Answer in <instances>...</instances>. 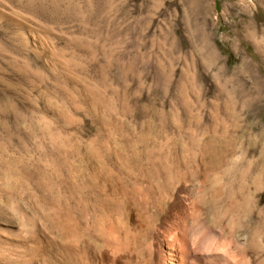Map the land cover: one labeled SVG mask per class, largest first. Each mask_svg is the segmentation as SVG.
I'll return each instance as SVG.
<instances>
[{
    "label": "rangeland",
    "instance_id": "rangeland-1",
    "mask_svg": "<svg viewBox=\"0 0 264 264\" xmlns=\"http://www.w3.org/2000/svg\"><path fill=\"white\" fill-rule=\"evenodd\" d=\"M0 264H264V0H0Z\"/></svg>",
    "mask_w": 264,
    "mask_h": 264
},
{
    "label": "bare ground",
    "instance_id": "bare-ground-1",
    "mask_svg": "<svg viewBox=\"0 0 264 264\" xmlns=\"http://www.w3.org/2000/svg\"><path fill=\"white\" fill-rule=\"evenodd\" d=\"M152 177V176H151ZM91 180V179H90ZM91 182V181H90ZM97 182V181H96ZM102 187V186H101ZM88 188V187H87ZM95 191V190H94ZM95 198V197H94ZM117 198V197H116ZM107 200V199H106ZM118 201V200H117ZM99 203V202H98ZM103 203V202H102ZM105 203H107V202H105ZM111 203H113V204H111L112 206H114V209L112 210V209H110L109 207H111V206H107L106 208H105V210L104 211H102L103 213L101 214V216H100V219H97V222H98V220H99V225L100 226H98L97 227V235H98V237L96 236L95 238H92V237H89V239H88V242H90L89 244H91V243H95L94 244V246L96 245L97 246V250L98 251H102V249H105V248H107V247H109V246H111V245H113L114 244V242H115V240H113L112 242H113V244H112V242H111V240L113 239V238H120V232L118 231V228H121V231H122V233H121V236L124 238V241L130 246V245H132V246H134V245H136L137 244V247H135L134 248V251H136V254H138V255H140L141 257H142V248H141V246H138L140 243H139V241H137L136 239H137V236L136 235H133V234H130V230H129V228H128V226H126L125 224H126V222H124V220H123V218H121L122 216V214H123V212H126V211H124V209H125V206L123 207L122 206V204H124V203H122L121 202V204H120V206H117L119 203H117V205H116V202L115 201H113V202H111ZM114 203H115V205H114ZM132 204H134V205H136L137 204V206L135 207L136 209V212L138 211L139 212V215H138V217L140 218V219H138L139 221L141 220V222H142V224H146L148 227H150L149 226V224H150V221H148V220H145V219H143V218H145V217H147V216H145L148 212H149V210H152L151 208H155L153 205L155 204H153L152 206H150L149 205V203H151V202H141V203H139V202H131ZM159 203H161V202H158V204ZM108 204H109V202H108ZM158 204H156V205H158ZM162 204V203H161ZM102 204H100V206H101ZM134 205H131L130 204V207L129 208H131V206H134ZM155 205V206H156ZM98 206V205H97ZM104 207V206H103ZM157 207V206H156ZM164 207V206H163ZM127 208V207H126ZM131 209H134V208H131ZM100 210H102V209H100ZM154 210V209H153ZM91 211H92V209H91ZM134 211V210H133ZM90 212V211H89ZM153 212V211H152ZM97 213V212H96ZM165 214V213H164ZM90 216V215H89ZM158 216V215H157ZM124 218L126 217V216H123ZM92 218V217H91ZM95 218V217H94ZM127 218H129V217H127ZM127 218H126V220H127ZM149 218V217H148ZM160 219V218H159ZM123 221V222H122ZM152 221V220H151ZM59 222H61V221H59ZM58 222V223H59ZM141 222H140V224H141ZM96 223V222H95ZM129 224V223H128ZM141 224V225H142ZM60 225V224H59ZM76 225V224H75ZM134 226V225H133ZM105 227H109L110 228V231H112L113 230V232H111V233H109V232H103V229L105 228ZM130 227V226H129ZM154 227V226H153ZM131 229V228H130ZM94 230H95V228H94ZM108 230V229H107ZM118 231L119 232V234L117 233L115 236H114V234L116 233V232H114V231ZM144 230V229H143ZM93 231V230H92ZM154 231V230H153ZM88 232V231H87ZM91 232V231H90ZM94 233H95V231H94ZM83 234V233H82ZM112 234H113V237H111L112 236ZM85 235H87V234H85ZM143 235V234H142ZM150 235V234H149ZM148 235V236H149ZM92 236V235H91ZM94 236V235H93ZM139 237V236H138ZM143 237V236H142ZM141 236H140V238H142ZM123 238H121V239H123ZM146 238V237H145ZM121 239H119V240H121ZM123 241V242H124ZM142 241H144V240H142ZM72 242V241H71ZM121 241H119L118 243H120ZM122 242V243H123ZM117 243V244H118ZM83 244V243H82ZM125 244V243H124ZM244 244V243H243ZM76 245V244H75ZM90 247V246H89ZM119 248L118 249H120V246H118ZM72 248V247H71ZM133 248V247H132ZM143 248H144V246H143ZM90 249V248H89ZM122 249H123V247H122ZM129 249V248H128ZM216 249L217 250H219L220 249V245H217V247H216ZM126 250V249H125ZM86 252V251H85ZM131 253V252H130ZM111 254V253H110ZM114 256V255H113ZM112 256V257H113ZM121 256V255H120ZM139 256V257H140ZM92 257V256H91ZM132 257V256H131ZM141 257H140V259H141ZM84 258V257H83ZM93 259V258H92ZM95 259V258H94ZM118 259V258H117ZM76 260H77V258H76ZM108 260V259H107ZM142 260V259H141ZM141 262V261H140ZM145 262V261H144ZM76 263V262H75ZM142 263V262H141Z\"/></svg>",
    "mask_w": 264,
    "mask_h": 264
}]
</instances>
